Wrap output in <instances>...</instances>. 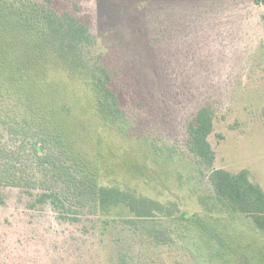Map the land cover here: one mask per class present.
Returning a JSON list of instances; mask_svg holds the SVG:
<instances>
[{
    "label": "rangeland",
    "instance_id": "rangeland-1",
    "mask_svg": "<svg viewBox=\"0 0 264 264\" xmlns=\"http://www.w3.org/2000/svg\"><path fill=\"white\" fill-rule=\"evenodd\" d=\"M53 1L89 21L84 60L108 74L133 140L145 143L149 158L165 154L155 164L133 152L100 120L83 75L53 60L44 76L61 134L99 185L202 217L218 200L211 180L217 170L247 171L264 192V0ZM204 107L213 111L211 165L187 143L188 126ZM7 139L0 124V144ZM108 223L49 193L0 187V264H122L124 256L135 264L140 252L142 264H197L177 245L154 247L119 221ZM258 240L230 264H264Z\"/></svg>",
    "mask_w": 264,
    "mask_h": 264
},
{
    "label": "trees",
    "instance_id": "trees-1",
    "mask_svg": "<svg viewBox=\"0 0 264 264\" xmlns=\"http://www.w3.org/2000/svg\"><path fill=\"white\" fill-rule=\"evenodd\" d=\"M63 9L53 0H0V124L8 133L0 144V187L49 193L61 204L103 216L106 223L119 221L151 246L177 245L197 264H230V257L242 259L246 242H264V192L250 182L247 171L212 174L218 200L204 217L182 214L175 203L134 190L101 186L96 173L84 171L61 134L54 93L46 86L44 75L53 60L70 74L81 73L104 125L132 144L133 152L149 155L145 143L131 137L130 120L108 86V74L84 60L83 48L92 39L89 21ZM212 118V109L204 107L188 126L189 149L207 165L214 160L207 142ZM158 152L149 158L155 164L165 156ZM137 256L135 264H142L144 253ZM120 260L128 263L125 256Z\"/></svg>",
    "mask_w": 264,
    "mask_h": 264
}]
</instances>
